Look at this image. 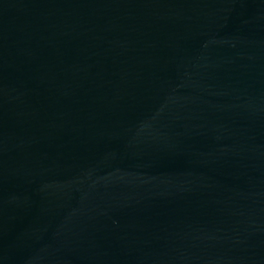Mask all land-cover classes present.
<instances>
[{
    "label": "water",
    "instance_id": "obj_1",
    "mask_svg": "<svg viewBox=\"0 0 264 264\" xmlns=\"http://www.w3.org/2000/svg\"><path fill=\"white\" fill-rule=\"evenodd\" d=\"M0 264H264V0H0Z\"/></svg>",
    "mask_w": 264,
    "mask_h": 264
}]
</instances>
